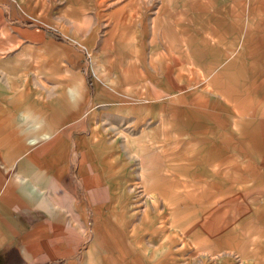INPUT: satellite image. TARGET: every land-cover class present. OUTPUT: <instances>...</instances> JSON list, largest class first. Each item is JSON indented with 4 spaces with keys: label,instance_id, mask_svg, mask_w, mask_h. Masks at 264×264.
I'll list each match as a JSON object with an SVG mask.
<instances>
[{
    "label": "crops",
    "instance_id": "1",
    "mask_svg": "<svg viewBox=\"0 0 264 264\" xmlns=\"http://www.w3.org/2000/svg\"><path fill=\"white\" fill-rule=\"evenodd\" d=\"M32 3L0 0V264H120L96 249L120 153L104 132L75 133L76 123L91 127L80 113L89 100L48 70L41 30L20 21L37 19ZM218 12L224 29L198 47L192 102L166 91L161 108L145 104L160 124L135 138L145 155H169L155 144L174 140L181 162L192 138L194 164L212 172L235 226L257 219L264 230V0H223Z\"/></svg>",
    "mask_w": 264,
    "mask_h": 264
},
{
    "label": "rangeland",
    "instance_id": "2",
    "mask_svg": "<svg viewBox=\"0 0 264 264\" xmlns=\"http://www.w3.org/2000/svg\"><path fill=\"white\" fill-rule=\"evenodd\" d=\"M222 1L33 0L37 19L20 20L41 30L40 50L57 83H70L77 102L89 100L80 113L91 127L76 123L75 133L104 132L109 151L120 153L124 171L97 220L96 249L108 261L264 264V230L257 219L235 226L240 220L217 202L212 172L194 164L192 138L183 162L174 140L155 144L169 155H145L135 138L159 123L145 104L161 108L166 91L192 102L198 47L204 35L223 32Z\"/></svg>",
    "mask_w": 264,
    "mask_h": 264
}]
</instances>
